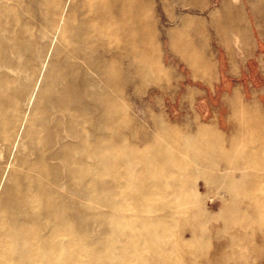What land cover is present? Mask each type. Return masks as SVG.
Instances as JSON below:
<instances>
[{
	"label": "bare ground",
	"instance_id": "bare-ground-1",
	"mask_svg": "<svg viewBox=\"0 0 264 264\" xmlns=\"http://www.w3.org/2000/svg\"><path fill=\"white\" fill-rule=\"evenodd\" d=\"M40 6L55 31L41 44L17 6L0 0V141L18 150L0 199V264H221L227 253L245 254L252 242L243 222L264 226V114L236 102L239 122L228 132L200 127L190 136L164 126L151 147L114 143L127 114L126 74L142 71L144 41L154 37L151 7ZM11 56L30 66L23 90L4 69ZM38 57L48 60L45 71ZM91 221L106 225L91 235Z\"/></svg>",
	"mask_w": 264,
	"mask_h": 264
},
{
	"label": "rangeland",
	"instance_id": "rangeland-1",
	"mask_svg": "<svg viewBox=\"0 0 264 264\" xmlns=\"http://www.w3.org/2000/svg\"><path fill=\"white\" fill-rule=\"evenodd\" d=\"M144 2L151 7L147 18L152 22L154 37L150 40L147 35L144 41L142 71L126 74L122 102L127 114L114 126L120 132L113 138L114 143L126 139L141 148L151 147L164 136V126L190 136H195L200 127L215 133L228 132L230 125L239 122L236 102L264 114V0ZM11 3L17 6L22 19L32 24L40 44L55 38V31L46 28L47 24L38 16L40 0H11ZM23 34L26 37L25 31ZM13 60L23 68L17 67ZM134 62L135 59H128L123 64ZM36 63L42 71L48 60L38 57ZM123 64L120 63V68ZM29 67L24 57L20 61L11 56L4 69L18 80L23 90ZM112 110L119 112L121 105L115 102ZM17 154V148L7 150L0 141V199L15 168ZM39 154L36 148L29 155L35 160ZM196 183L203 197L204 182L198 179ZM55 189L57 193L71 191L58 185ZM260 220L243 222L250 231L244 236L252 242L246 253H227L221 264H264V226L260 227ZM85 223L79 217L76 227L84 228ZM105 225L91 221L86 228L94 235Z\"/></svg>",
	"mask_w": 264,
	"mask_h": 264
},
{
	"label": "crops",
	"instance_id": "crops-1",
	"mask_svg": "<svg viewBox=\"0 0 264 264\" xmlns=\"http://www.w3.org/2000/svg\"><path fill=\"white\" fill-rule=\"evenodd\" d=\"M232 72H233V70H232Z\"/></svg>",
	"mask_w": 264,
	"mask_h": 264
}]
</instances>
